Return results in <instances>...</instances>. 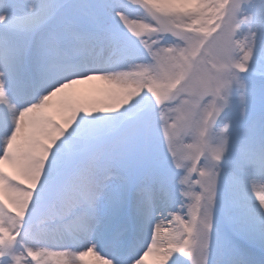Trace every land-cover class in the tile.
I'll list each match as a JSON object with an SVG mask.
<instances>
[{"label":"snow or ice","instance_id":"6c2138e0","mask_svg":"<svg viewBox=\"0 0 264 264\" xmlns=\"http://www.w3.org/2000/svg\"><path fill=\"white\" fill-rule=\"evenodd\" d=\"M90 256L264 264V0H0V264Z\"/></svg>","mask_w":264,"mask_h":264},{"label":"rangeland","instance_id":"374dc122","mask_svg":"<svg viewBox=\"0 0 264 264\" xmlns=\"http://www.w3.org/2000/svg\"><path fill=\"white\" fill-rule=\"evenodd\" d=\"M105 84L106 83H104V85ZM86 87H88L89 90H92V91L94 90L92 84H89ZM109 89H110V86L107 85L106 90H109ZM97 90L101 91L100 95L98 94L91 95V93H93L92 91H90L87 95H84L80 93L81 91L79 87L77 86L76 95L73 98V102L75 101L74 103H87L89 105L96 106V107H100L106 103H110V101L108 100V93L104 92L105 90H103V87H99ZM53 110L54 111L58 110V103L56 107H54Z\"/></svg>","mask_w":264,"mask_h":264},{"label":"bare ground","instance_id":"6f19581e","mask_svg":"<svg viewBox=\"0 0 264 264\" xmlns=\"http://www.w3.org/2000/svg\"><path fill=\"white\" fill-rule=\"evenodd\" d=\"M104 81H100V80H95V81H91V82H89V83H87V84H83V85H78V87H79V89H80V93L81 94H84V95H87L90 91H92V90H89L88 89V87H86L87 85H89V84H92V86H93V93H91V95H94V94H98V95H100L101 93V91H99V90H97L99 87H103V90H105L104 92L105 93H108V91L109 90H106V86L108 85V84H105L104 85ZM75 102V101H74ZM92 260H93V258H92ZM150 260H151V258H150ZM91 263L92 264H95V262L93 263V261H91Z\"/></svg>","mask_w":264,"mask_h":264}]
</instances>
